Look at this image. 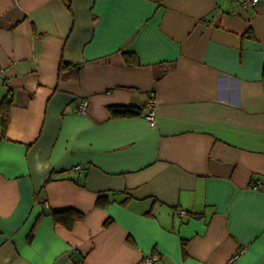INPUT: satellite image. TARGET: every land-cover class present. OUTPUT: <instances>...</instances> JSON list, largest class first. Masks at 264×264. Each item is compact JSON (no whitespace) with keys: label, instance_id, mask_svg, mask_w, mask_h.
Masks as SVG:
<instances>
[{"label":"crops","instance_id":"1","mask_svg":"<svg viewBox=\"0 0 264 264\" xmlns=\"http://www.w3.org/2000/svg\"><path fill=\"white\" fill-rule=\"evenodd\" d=\"M5 97L0 264H264V0H0Z\"/></svg>","mask_w":264,"mask_h":264},{"label":"trees","instance_id":"2","mask_svg":"<svg viewBox=\"0 0 264 264\" xmlns=\"http://www.w3.org/2000/svg\"><path fill=\"white\" fill-rule=\"evenodd\" d=\"M10 103H11L10 98L5 97L3 99L1 107H0V114H1V120H2V132L3 133L5 132V130L7 128V124H8V105ZM141 110L142 109L140 107H132V106H121V107H114L111 109V111L114 115H133V114L140 113ZM108 202H110L109 198L103 194H99V196L96 200V204L99 206H104ZM52 216L56 222L63 224L68 229L72 228L73 224L76 221L83 218L82 213L75 211V210H72V209L53 212Z\"/></svg>","mask_w":264,"mask_h":264},{"label":"built area","instance_id":"3","mask_svg":"<svg viewBox=\"0 0 264 264\" xmlns=\"http://www.w3.org/2000/svg\"><path fill=\"white\" fill-rule=\"evenodd\" d=\"M259 0H242L244 5H254ZM78 111L82 114H86L88 111V101L87 99H81L77 105ZM155 109H156V101L155 99H150L143 108V114L146 119L151 122H154L155 119ZM260 184H255L254 187H259ZM183 213V211H181ZM144 260L150 264H161V258L158 254H149Z\"/></svg>","mask_w":264,"mask_h":264}]
</instances>
